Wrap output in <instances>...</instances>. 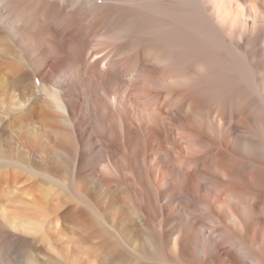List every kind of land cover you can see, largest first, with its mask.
I'll return each mask as SVG.
<instances>
[{"label":"bare ground","instance_id":"bare-ground-1","mask_svg":"<svg viewBox=\"0 0 264 264\" xmlns=\"http://www.w3.org/2000/svg\"><path fill=\"white\" fill-rule=\"evenodd\" d=\"M0 264H264V0H0Z\"/></svg>","mask_w":264,"mask_h":264}]
</instances>
